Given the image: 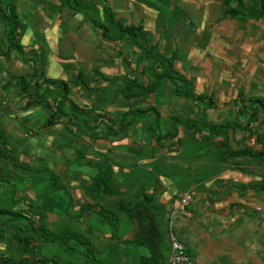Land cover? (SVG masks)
I'll list each match as a JSON object with an SVG mask.
<instances>
[{"label": "crops", "instance_id": "crops-1", "mask_svg": "<svg viewBox=\"0 0 264 264\" xmlns=\"http://www.w3.org/2000/svg\"><path fill=\"white\" fill-rule=\"evenodd\" d=\"M13 2L17 14L26 15L30 25L17 35L23 52L10 48L8 57L0 55V208L21 212L33 222L43 214L42 221L53 233L69 230L79 234L95 250L90 256L83 245L68 239L63 244L52 243L58 247L52 251L60 252L54 251L47 257L67 264H141V256L149 254L146 247L132 241L136 224L117 209L118 195L91 191L94 177L106 163L111 165V182L120 191V197L133 200L143 192L152 196L165 261L171 250L170 231L184 242L193 264H247L250 255L263 256L258 255L257 249L250 254L249 247L263 243L260 222H264V215L255 219L247 213L259 207L257 196L263 190L247 185L264 179V160L231 151L264 149V137L259 134L264 128V114L257 116L251 133L229 129V125L245 123L243 98L264 94L245 96L244 85L228 96L222 90L213 96L199 88L214 83L230 91L232 75L248 77V67L227 65L219 70L201 65V74L193 73L192 79L171 66L192 81V97L177 92V86H184L181 81L163 78L154 92L126 98L128 83L147 85L161 65L169 66L170 57L148 53V47L141 49L149 63L143 82L120 76L126 75L122 65H98L96 74L91 73L93 78L86 77L82 70L74 74L72 66L52 65V56L49 57L52 16H58L52 6L62 4L60 0H40L39 5L37 0ZM5 3L6 0H0L1 7ZM35 16L42 20L31 22L29 17ZM90 23L84 21L87 30L93 28ZM7 26L10 23L0 18V50L5 52ZM38 39L46 40L48 50L46 62L40 68L37 95H31L22 90L25 85L19 77L32 72L34 56L29 52L38 54L37 47L43 44ZM212 45L209 42V50ZM24 51H28L32 65L24 62L25 58L20 59ZM128 60L122 58L125 65L131 64ZM77 72L83 78H74ZM43 79L64 81L69 87L63 114L47 125L45 121L60 103L63 90L41 83ZM249 85L247 80L246 90ZM32 89L30 86V93ZM43 93V98L37 99ZM34 99L37 100L27 104ZM131 116V123L122 127L121 123ZM156 118L159 136L152 129ZM177 119L179 122L173 126ZM194 123L200 126L193 127ZM216 123L224 126L213 128ZM187 191L192 192L187 210L174 212L170 217L179 197ZM82 207L90 208L79 214ZM100 210L113 212L114 223ZM25 222L24 218L0 215V256L28 258L20 241L14 238ZM248 232L255 233L256 241L248 240ZM41 244L33 241L36 257ZM66 252L73 258L66 257Z\"/></svg>", "mask_w": 264, "mask_h": 264}, {"label": "rangeland", "instance_id": "rangeland-1", "mask_svg": "<svg viewBox=\"0 0 264 264\" xmlns=\"http://www.w3.org/2000/svg\"><path fill=\"white\" fill-rule=\"evenodd\" d=\"M82 1L86 4V9L79 13L66 10L62 4L52 6L53 11L58 13V16H52L54 19L52 21V53L49 54V57L52 56V65H69L70 68L72 66L71 70L74 74L77 70H82L89 78L94 77L91 73L96 74L98 65H122L126 69V75L121 74L120 76L145 81L149 63L140 48L133 45L126 37L118 38L117 31L110 25L109 32L112 40L104 38L101 30L94 26L92 30L85 28L84 21L90 23V17L108 24L103 10V5L106 4L111 9L114 18L123 24L142 25L145 37L150 38L145 44L146 47L151 48L148 53L161 54L165 58L174 57L172 68L177 69L176 71L179 70L185 76L189 75L193 79V73L201 74L199 71V69L202 71L201 65H212L213 69L219 70L227 65H235L238 69L244 66L248 67V77L232 75L233 87L230 91L214 83L209 86L202 84L199 87L210 95L214 96L217 90H222L228 96L235 92L240 85L245 87V96L261 92L264 94V15L260 18L246 19L240 16L222 17L223 9L228 5L234 6V0L229 3H226L225 0ZM39 3L40 0H37L38 5ZM243 4L246 8L257 6L258 0H243ZM18 17L19 21L24 24L25 30L29 29L30 23L27 16L21 13ZM34 19L37 22L42 20L39 17H29L31 22ZM21 31L19 30V32ZM38 41H42L44 44L41 45L39 42L40 45L37 47L39 57H43L46 62L48 50L46 45L48 46V44L46 40L44 42V40L38 39ZM209 42L213 44L210 50L208 49ZM150 44H153V48L150 47ZM24 52V57H20V59L25 58L24 62L32 65L28 60V51ZM124 57L129 59L128 62L133 65H125L122 62ZM90 66L95 69H90ZM157 66L158 63L154 65V67ZM247 80L250 84L249 90H246L245 86ZM194 126L199 127L200 125L194 123ZM212 127L219 129L222 126L216 123ZM259 134L264 137V128L259 130ZM257 197L259 199L257 206L262 209L257 210L258 207L255 211L249 209L247 213L252 215L251 218L260 219L264 215V192L262 191V195ZM250 222L255 223L251 219ZM260 226L263 227V231L260 230V232L264 233V222H260ZM243 230L245 232H242L246 233V229ZM254 234V232H248L250 242H254L256 238L253 236ZM56 248L58 247L50 242H43L37 252L41 256H52L54 251L59 254L60 251H52ZM249 249H252L249 250L250 254L257 249L258 255L261 253L263 256H257L260 257L258 259L250 255L247 264H264V239L263 243L260 242L258 246H250ZM66 257L73 258V255L67 253Z\"/></svg>", "mask_w": 264, "mask_h": 264}, {"label": "trees", "instance_id": "trees-1", "mask_svg": "<svg viewBox=\"0 0 264 264\" xmlns=\"http://www.w3.org/2000/svg\"><path fill=\"white\" fill-rule=\"evenodd\" d=\"M226 3H229L231 0H225ZM234 6H226L222 11V17L226 16H240L243 19L246 18H260L264 15V0H258V5L251 6L246 8L243 4V0H234ZM62 5L68 9L70 12H82L86 9V4L82 0H60ZM0 4V18L8 23L10 26H7L5 30L6 40H7V52L0 50V55H4L5 57L9 56L10 48H14L17 52L22 53V46L18 42L17 35L20 33L19 30L24 29V24L19 21V17L17 12L15 11V6L13 0H6L5 5L1 7ZM103 10L105 12V17L107 23L100 22L94 17H90V21L95 28L101 30V34L104 38L108 40H112V36L110 35L109 25L117 31V37L122 38L126 37L128 40L135 45L136 47L147 50L146 49V41H149V37H145L143 27L140 24H123L114 18V15L111 9L108 8L106 4L103 5ZM33 57V67L32 72L27 77H19L22 85H25L22 90L28 94L37 95L38 87V78L40 77V68L45 64V60L43 57H39L38 54L29 52ZM174 60V57H170L167 59L169 66L161 65V70L155 72L154 78L148 82L147 85L143 86L137 83H128L126 85V92L124 93L126 98L133 96H143L148 93L154 92L157 88L158 83L163 78L169 79H177L181 81L183 85L177 86L176 90L180 94H184L185 96H193L192 93V81L184 78L179 73L174 71L171 68V63ZM36 78L35 83H32V79ZM76 79L83 78L81 72H77L75 75ZM41 83H48L55 86L56 89L63 90V94L60 95V99L58 100L60 103H57L54 106V112L51 114L49 118L46 119V125L50 122H54L56 118H58L61 114H63L62 106L63 101L67 98L68 84L64 81H58L56 79H43ZM33 87L32 93L29 92V88ZM53 91V90H52ZM61 92V91H58ZM241 95V93H239ZM38 94L37 99L43 98L44 93ZM197 97H194V99ZM32 101L27 102V104H32ZM201 100V98H200ZM242 104L245 107V115L246 121L244 124L233 123L231 126L229 125V129L238 128L243 131H247L251 133V126L257 120V116L262 113L264 114V97L262 96H249L247 98H243ZM75 106V105H74ZM76 107V106H75ZM78 108V107H77ZM80 110V109H79ZM82 111V110H80ZM84 111V110H83ZM242 111V109H240ZM140 112V111H139ZM134 117L131 116L127 118L123 123H121L122 127L128 126ZM156 124L152 125V129L158 136L160 135L159 125L157 124V118L154 121ZM179 120H175L173 126L177 124ZM187 125V124H186ZM188 126V125H187ZM222 127L224 125H221ZM218 129V128H217ZM224 130V129H223ZM258 139L262 141V137L259 136ZM232 154H244L250 157H258L264 160V149L258 151H231ZM112 168L110 164H105L104 167L100 168L96 176L94 177L91 184V191H99L104 192L106 194L118 195L117 200V209L124 212L130 219L135 221L136 230L134 232L132 241L140 246H144L148 249L149 254L147 256H141L140 263L141 264H165V258L160 248V228L156 218V210L157 207L153 204L152 196L147 193H142L138 197L133 200H127L120 197V191L114 187L111 182ZM55 184V183H54ZM56 187L64 189L65 186L59 183L55 184ZM250 189L255 188L264 191V179L260 181H256L254 183H249L247 185ZM86 208L90 207H82L81 213ZM102 213L110 223H114L115 214L111 211H98ZM9 215L14 219L24 218L25 219V227L19 226L18 230L14 233V238H16L22 244V251L28 255V258H13L12 256H0V264H67V263H59L52 258L47 256H35V248L33 245V241L39 242H50L57 243L60 242L63 244L68 239H74L79 242L81 245L85 247L87 253H91L94 255L95 250L92 247L91 242L80 236L79 234L72 233L69 230H63L59 233H53L52 230L48 229L44 222L42 221L43 214H40L39 220L37 222H33L29 217L24 216L21 212H15L13 210L0 208V215ZM99 263V262H98Z\"/></svg>", "mask_w": 264, "mask_h": 264}, {"label": "built area", "instance_id": "built-area-1", "mask_svg": "<svg viewBox=\"0 0 264 264\" xmlns=\"http://www.w3.org/2000/svg\"><path fill=\"white\" fill-rule=\"evenodd\" d=\"M192 200V192H184L178 200L175 210L170 214L173 218L176 212L187 210ZM259 208V207H258ZM175 212V213H174ZM170 254L167 257L165 264H193V258L186 248L184 242L179 239L173 232L170 231Z\"/></svg>", "mask_w": 264, "mask_h": 264}]
</instances>
